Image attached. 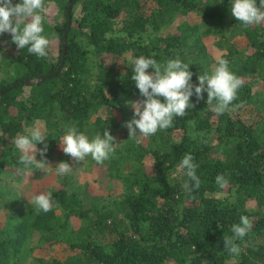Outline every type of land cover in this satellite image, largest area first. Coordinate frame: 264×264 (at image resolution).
I'll return each mask as SVG.
<instances>
[{
  "label": "trees",
  "instance_id": "1",
  "mask_svg": "<svg viewBox=\"0 0 264 264\" xmlns=\"http://www.w3.org/2000/svg\"><path fill=\"white\" fill-rule=\"evenodd\" d=\"M72 1L44 0V34L52 41L46 58L18 49L8 33L0 36V54H10L0 60V264L43 263L36 249L48 254L57 245L69 256L53 264H264V24L244 27L231 16L230 0H76L69 21ZM211 47L244 81L229 110L216 114L206 93L204 100L193 96L195 106L172 127L139 144L129 133L117 143L114 131L130 120V102L140 95L128 58L179 57L196 82L218 61ZM248 110L258 119L247 118ZM34 122L49 135L47 154L37 159L52 167L75 162L58 141L69 127L90 139L109 131L116 152L103 164H83L105 168L109 187L119 182L122 192L108 204L87 183L52 171L58 183L37 190L52 192L51 211L9 206L16 200L12 171L25 170L13 139ZM185 154L198 166L195 192L184 188L187 177L178 169ZM218 175L228 180L223 189ZM222 191L229 197L215 196ZM242 215L253 227L232 255L224 239Z\"/></svg>",
  "mask_w": 264,
  "mask_h": 264
},
{
  "label": "clouds",
  "instance_id": "2",
  "mask_svg": "<svg viewBox=\"0 0 264 264\" xmlns=\"http://www.w3.org/2000/svg\"><path fill=\"white\" fill-rule=\"evenodd\" d=\"M231 16L244 27L264 24V0H230ZM48 9L44 0H0V36L8 33L11 42L18 49L46 58L51 48V38L44 34L43 21ZM132 65V80L144 99L140 102H130L134 109L133 118L125 122L129 137L139 144L144 138L151 137L160 131L172 127L177 117H184L195 105L196 100H204L212 105L216 114L229 110L238 98V91L244 81L229 68L227 59H219L210 74L199 75L193 82V72L190 65L179 57L160 63L152 57H129ZM151 69L152 71H149ZM49 137L45 127L34 122L26 134H18L13 139L18 152V165L24 169H42L46 173L51 168L55 174L64 176L71 174L74 169L66 161H60L55 167L48 164L46 159H37V154L45 157L48 151L46 142ZM61 150L73 158L77 164L91 158L97 164H103L116 152V142L109 131L103 135L97 134L89 138L77 127H69L58 140ZM43 147L38 148V145ZM197 164L191 154H185L178 165L187 177L184 188L189 192L197 191L201 179L197 175ZM228 180L223 175L216 177V184L223 189ZM37 210L47 213L51 211L54 200L52 192H42L33 195L28 200ZM250 218L242 215L239 223L231 226L232 236L224 239L225 249L232 255H239L241 248L237 241H242L252 230Z\"/></svg>",
  "mask_w": 264,
  "mask_h": 264
},
{
  "label": "rangeland",
  "instance_id": "3",
  "mask_svg": "<svg viewBox=\"0 0 264 264\" xmlns=\"http://www.w3.org/2000/svg\"><path fill=\"white\" fill-rule=\"evenodd\" d=\"M239 46H240L239 48H242L241 43L239 44ZM211 49L214 50L216 60H219L222 51H219V49H217L216 47H211ZM7 55L10 54L9 53L8 54L6 53L4 55L0 54V60L2 59L3 56L5 57ZM258 88L263 89V87L261 86H259ZM142 100H143L142 96L138 95L131 102L132 103L140 102ZM129 108L131 112L133 111L134 113V109L131 107V103L129 105ZM245 116H247V118L251 120H256L259 117L258 112L257 113L254 111L251 112L250 110L245 111ZM132 118H133V114L128 119L131 120ZM128 133H129L128 129L125 126L115 130L114 136L117 143H122L124 139L127 137ZM71 165L74 171L70 175H72L77 182L87 183L88 187L90 186L93 192L95 191H97L96 193L99 192L97 197L105 199L104 201H107L108 204H109L108 201L114 198L116 193L119 194L122 192L123 189L122 184L119 182H115L111 187H109L108 180L106 179V175H105L106 173L105 168L102 169L94 166L92 167V165L86 167L85 164H83V162L77 164L76 161L73 162V164ZM52 171L53 170L51 168H49L47 173L42 169L39 170H28V169L20 170L18 168L14 169L11 174L12 182H13L11 189L16 197V200L11 199L9 201V206L13 208H17L18 206H23L26 203H28V200H31L33 195L37 194L38 189L41 190V188L43 187H47L49 185H56L58 183V180ZM36 176H44V177L42 180H39L37 182ZM15 178H18V180H15ZM109 188L110 190H108ZM215 196L221 198L229 197V193H227V191H222L216 193ZM17 200H19L20 202ZM8 209L1 210V213H5L6 211H8ZM34 255L43 258L44 262L42 263L36 260L34 261L33 259H27L26 260L27 264H46V263L53 264V262H51L53 259L64 260L69 256V252L62 245H57L53 249V251L49 252L48 254L47 253L44 254L42 249L37 248L36 251L34 252Z\"/></svg>",
  "mask_w": 264,
  "mask_h": 264
},
{
  "label": "water",
  "instance_id": "4",
  "mask_svg": "<svg viewBox=\"0 0 264 264\" xmlns=\"http://www.w3.org/2000/svg\"><path fill=\"white\" fill-rule=\"evenodd\" d=\"M75 2H76V0H74V1L71 2V5H70L69 10H68V13H69V15H68V20H69V21H71L70 8H71V6H72ZM69 28H70V25H69ZM66 34H67V33H66ZM66 34H65L64 41H63L64 54H65V52H66V46H67ZM63 59H65V56H64ZM63 65H64V61H63L62 66H63ZM62 66H61V67H60V68H59L54 74H57V73L61 70ZM46 78H47V77H42V78H39V79H27V80H25L24 82H21V83H26V84L40 83V82L44 81Z\"/></svg>",
  "mask_w": 264,
  "mask_h": 264
}]
</instances>
